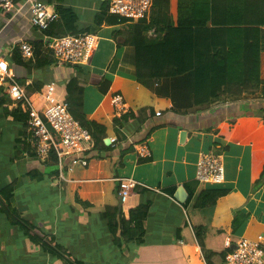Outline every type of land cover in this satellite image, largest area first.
Segmentation results:
<instances>
[{"label":"crops","instance_id":"0c3cea01","mask_svg":"<svg viewBox=\"0 0 264 264\" xmlns=\"http://www.w3.org/2000/svg\"><path fill=\"white\" fill-rule=\"evenodd\" d=\"M51 4L75 13V35L88 33L97 38L91 59L78 66L82 73L72 65L56 62L43 68L31 64L29 69L15 64L16 52L21 58L22 43L34 49V44L45 38L43 32L32 28L29 6L24 1L18 2L11 14L0 11V55L9 54L18 81L37 107H41L39 96L46 85L55 83L59 95L66 98L69 81L83 78L87 83L83 94L86 118L106 128L104 143L109 140L108 146H112V140L118 142L104 159L94 155L86 168L76 166L64 174V179H60L57 169L55 178L57 171L48 170L53 166L46 167L27 153L25 146L20 148L26 127L4 113L5 107L16 109L4 92L10 102L0 107V167L4 168V172L0 169V194L10 185L14 192L10 201L0 195V264H64L24 235L14 222L15 211L86 264H98L109 254L115 264H159L161 253L174 259V264H194L187 253L176 252V246H185L184 236L193 241L188 253L195 251L197 260L206 264L196 237L198 229H203L205 249L216 254L211 261L220 264L222 254L240 238L256 241L264 237V182L259 186L264 169V114L260 112L264 108V85L253 94L222 96L198 109L193 72L152 79L147 86L136 78L138 55L134 41L143 38L150 44L163 42L169 31L177 29L179 21L191 14L190 0H154L149 17L140 24H111L104 19L99 25L97 17L104 13L106 19L111 17L107 13L108 0H53ZM46 53L54 59L51 52ZM260 64L264 81V51ZM104 83L106 87L102 88ZM116 93L125 99V113L147 107L156 115L143 125L137 121L114 124L125 114L118 115L111 104ZM139 143L147 144L149 158L138 157L135 145ZM212 151L222 156L225 182L220 187L198 184L186 206L189 192L185 184L196 181L200 154ZM34 172L40 176L34 179ZM120 179L137 183L125 203H120L118 196ZM23 185L26 187L20 190ZM171 188L176 189L173 196L166 192ZM179 188L188 197L184 204L175 198ZM214 188L229 193L215 206L195 209L199 193ZM141 205L149 208L143 243L123 241L121 246L116 245L107 221L100 215L107 207L120 206L128 218L130 210ZM188 209H193L191 216ZM240 215L242 224L234 229L233 221ZM92 224L95 227L90 231ZM77 228L82 229L81 233Z\"/></svg>","mask_w":264,"mask_h":264},{"label":"trees","instance_id":"16d2710c","mask_svg":"<svg viewBox=\"0 0 264 264\" xmlns=\"http://www.w3.org/2000/svg\"><path fill=\"white\" fill-rule=\"evenodd\" d=\"M44 2L53 3V0ZM190 4L191 14L182 18L179 21V27L169 31L163 42L150 44L143 38L134 41L138 55L137 81L147 86L149 80L152 79L177 77L193 72L195 107L198 109L210 106L222 96L233 94L242 96L243 93H255L261 85H264V81L261 79L260 64V56L264 51V0H190ZM56 9L60 14V20L43 32L44 40L34 44L35 59L24 60L16 52L17 63L15 62V64L29 69L31 64L37 68H43L55 62L46 53L48 50L44 49L45 42L68 34L75 35L77 21V16L71 9L61 6H56ZM104 19L111 24L120 23L119 19L114 16L106 19L105 13L97 17V23L102 24ZM142 22H138V24ZM139 34L141 35V32ZM134 37H137L136 30ZM148 57L151 59L149 60ZM73 67L77 73H82L78 66ZM86 86L87 83L83 78H72L66 85V101L72 116L92 134L94 158L104 159L106 153L112 151L113 147L106 146L104 143L106 128L95 121L88 120L84 114L83 94ZM103 87H106L105 83L102 85ZM6 88L7 84L0 88V107L10 102L9 98L4 95ZM260 112L264 114V108ZM4 113L6 116L11 114L15 120L23 123L24 128L26 127L25 138L20 143V148L25 146L27 153L34 156L29 142V125H26L29 120L28 116L19 109L9 111L7 107L4 108ZM155 115L152 109L141 108L137 111H128L120 118H116L114 124L137 121L139 125H143ZM56 161L57 158L52 153L45 166L47 164L57 165ZM32 174L34 179L40 176L38 172ZM54 176L58 177V171L53 174ZM263 182L264 169L259 186ZM185 187L189 192L187 206L194 197L198 183L190 182L185 184ZM175 190V188H171L166 192L173 196ZM13 192L14 187L10 185L1 191V194L7 201H10ZM228 193V190L219 188L203 190L197 196L194 208L204 209L215 206L216 202ZM148 210V206L141 205L131 209L129 217L126 218L120 206L107 207L100 216L107 221V227L114 243L121 246L123 241L143 243L146 235L145 221L148 217ZM241 217L242 215L234 219V229L239 228L242 224ZM14 222L32 243L40 245L46 253L58 258L64 264H86L77 260L53 237H47L30 222L21 219L16 211ZM202 232L203 229H198L196 237L204 260L206 264H214L211 259L216 254L205 249ZM222 255L224 259L226 254Z\"/></svg>","mask_w":264,"mask_h":264},{"label":"built area","instance_id":"2783aa9c","mask_svg":"<svg viewBox=\"0 0 264 264\" xmlns=\"http://www.w3.org/2000/svg\"><path fill=\"white\" fill-rule=\"evenodd\" d=\"M20 1L28 4L30 24L39 32L47 31L60 20L56 6L40 0H0V11L11 14ZM153 4L154 0H108L107 13L117 17L120 23L122 20L141 22L149 17ZM45 43L57 65L79 66L91 59L97 38L84 33L54 38ZM19 50L24 60L33 59L34 49L29 43H22ZM8 55H0V88L7 84L5 93L15 108L28 116L29 142L34 156L45 164L54 153L60 179H64V174L72 172L76 166L86 168L94 156L91 132L72 116L66 98L59 95L55 83L43 88L39 96L41 107H37L17 80ZM111 104L118 115L127 111L125 99L119 93L112 96ZM116 142L117 139L112 140V147H115ZM135 152L140 159L150 157L146 143L135 145ZM195 180L204 186L223 185L225 166L221 154L214 151L201 153L196 165ZM119 183L120 203H125L137 183L131 179H120ZM220 264H264V237L259 236L256 241L240 238Z\"/></svg>","mask_w":264,"mask_h":264},{"label":"rangeland","instance_id":"374dc122","mask_svg":"<svg viewBox=\"0 0 264 264\" xmlns=\"http://www.w3.org/2000/svg\"><path fill=\"white\" fill-rule=\"evenodd\" d=\"M54 167V168H53ZM53 167H50L48 170H49V172H51L53 169L54 170H56L57 171V169H58V166L56 167V166H53ZM0 169L4 172V168L3 167H0ZM211 186V185H210ZM217 186V185H216ZM221 186V185H220ZM220 186H218V187H220ZM26 186H21L19 189L21 190V189H24ZM1 201H0V208H1ZM5 206V205H4ZM187 212L189 213L188 215L189 216H191L192 215V212H193V209H188L187 210ZM94 225L92 224V228H91V230L90 231H92L93 229H94ZM100 229H98V230H96L95 232L97 233L98 231H99ZM81 231H82V229L81 228H77V232L78 233H81ZM183 240H184V242H185V246H182V247H177L176 246V252H177V254H179V251H181L182 253H187V256H188V258H193V262H194V264H201L198 260H197V258H196V255H195V251H191V253H188L190 250H189V248L191 247V245H192V243H193V241H192V239H189V238H186V236H184V238H183ZM162 255H167V254H164V253H161V254H159L158 256H160V258L159 259H157V262L159 263V264H174L176 261L173 259V261L172 260H170L169 259V255H167V256H162ZM157 256V257H158ZM212 259H213V257H212ZM179 260H180V258H179ZM212 262V261H211ZM116 263V260L114 259V258H112V257H110V254L108 255V256H106L104 259H103V261L100 259V261H99V263L98 264H115Z\"/></svg>","mask_w":264,"mask_h":264},{"label":"water","instance_id":"95a60500","mask_svg":"<svg viewBox=\"0 0 264 264\" xmlns=\"http://www.w3.org/2000/svg\"><path fill=\"white\" fill-rule=\"evenodd\" d=\"M105 144H106L107 146L110 145V141L107 140V141L105 142ZM175 198H176V200H178V202L181 203V204L186 203V201H187V199H188V197H187V195H186V192L184 191L183 188H179V189H178V191H177V193H176V195H175Z\"/></svg>","mask_w":264,"mask_h":264}]
</instances>
